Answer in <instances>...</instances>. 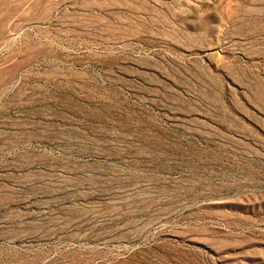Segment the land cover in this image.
<instances>
[{
  "label": "rangeland",
  "instance_id": "374dc122",
  "mask_svg": "<svg viewBox=\"0 0 264 264\" xmlns=\"http://www.w3.org/2000/svg\"><path fill=\"white\" fill-rule=\"evenodd\" d=\"M0 264H264V0H0Z\"/></svg>",
  "mask_w": 264,
  "mask_h": 264
}]
</instances>
